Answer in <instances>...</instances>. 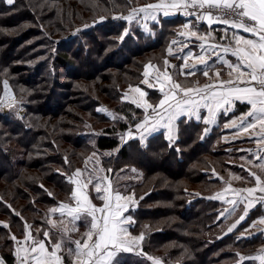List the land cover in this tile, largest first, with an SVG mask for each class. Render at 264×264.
Wrapping results in <instances>:
<instances>
[{
	"label": "rangeland",
	"instance_id": "1",
	"mask_svg": "<svg viewBox=\"0 0 264 264\" xmlns=\"http://www.w3.org/2000/svg\"><path fill=\"white\" fill-rule=\"evenodd\" d=\"M2 1L7 5H12L15 1L17 4L13 9L7 8L8 10L6 9L7 11L1 15V17H4L5 19L12 18L13 25L4 26L5 24H0V98L2 95L5 99L12 96L11 100H13V102L6 111H3L2 113L0 112V115L12 112L20 118L23 117L27 122H29L27 119L32 117V120L30 121L36 126L35 130H39L40 132V135L38 136H34L31 133H26L25 135V140L28 141L31 139L33 144L28 145L24 150L26 152H31L32 154L42 152L40 150V148H42L41 145L48 138H45V135L43 134L44 131L46 135L49 136L47 139L48 141L49 139L50 141L55 139L54 132L56 131L60 133V137L63 136L61 133L65 136L66 133H69L72 130L77 131V134H80L79 132L86 134L87 137H89L90 145L85 146V150H77V154L82 153L84 157L86 156L82 162L84 169L85 165H87V170L83 171L80 177L82 183L89 173H91L93 177L107 176L111 182V190L113 193L117 191L114 190L113 179L111 178L114 168L111 167V171L109 172V168H105L103 163L104 159L112 154V151H89V149L94 146L93 144H95L93 136L103 134L105 128L112 126L118 131L117 137H119L122 142L121 145H125L130 140L141 141L140 132L142 130H138L136 125L138 122H142L146 116L150 118V123H155L156 121H161V123H163V120H166L168 116V113L163 109L158 110L163 117V120H161V116L156 115L151 108L146 110L144 107L138 105H143L145 101L148 104L156 105L163 98L164 93L170 91V83L164 79L165 69L167 70V74L172 77L173 81H179L185 86H193V82H198L200 87H203L205 84L215 83L211 71L209 72L208 77L203 76L202 73L196 72L195 75L185 78V76L181 74L182 72H186V68H183L185 60L180 61L172 58L173 52L178 50H180L179 52H183V49L187 45V38L191 37L190 35H181V33L196 30V28H194L195 25H192V27L188 29L184 28V25L187 22L185 20H183V22L179 21L175 24L173 23L170 27L171 31L165 36L164 43L159 44V46L152 51L141 52L137 56H134L131 51L132 48L130 47L129 41L130 36L128 35L134 32V28L141 26L148 33L151 30L153 21L156 24V20H158L159 17H191L186 14V12L189 13L191 8L187 10L172 9L168 16L158 13L155 20L150 16H145V13L141 12L134 15L131 20H127L121 17H128L131 14L132 9H139L146 4L156 3L157 0H13L12 4H8L7 0ZM16 8L20 10L19 12L16 11L17 13L15 12ZM147 11L151 12L152 10L149 9ZM196 17L198 16H195V18ZM112 18L122 22V25L124 24L123 22H125L126 26L119 30L120 27L116 24L106 23L104 26L105 28L101 30L97 31L96 29L88 34L83 33L85 28L89 26L94 28L98 23L110 21ZM196 20L200 21L198 18H196ZM201 33H211L208 42L218 41L219 43L227 44V41L219 39L223 33L209 30L198 32V34ZM67 34H74L77 37L72 43L63 42L62 40L68 36ZM173 41H176V43L173 44ZM169 48L172 49L171 54H169ZM54 50H57V53H59L60 50H67V52L69 51L70 54H73L72 58L77 62V79H75V81L67 77L64 73V66L56 65L55 62L56 70L60 68L62 75L56 78L59 80V84H56L55 81L57 86L55 89H52L55 79L50 78L47 71H49V65L52 61V58L49 57V53L54 52ZM86 50H88V54H86ZM110 54L112 60H108ZM98 58L101 60L98 61L99 63H97L96 67H91L90 63L98 60ZM165 60L168 61L167 65H165ZM113 61L123 63L119 68L108 65L109 62L112 63ZM41 62H43V65H41ZM191 62V60H187L189 67H191ZM28 64L41 65L40 69L41 71L43 70V72L40 77L43 81L38 82L37 78L28 75L29 71L25 68ZM149 65H151V67H149ZM146 72L147 76H145ZM88 73L90 76H87ZM28 79H32L29 80L31 83H28ZM145 80H147V83H144ZM4 81H7V90L4 88ZM65 84H67V88ZM161 88H163V92L161 91ZM136 89L146 93V95L141 97L140 91H136ZM5 91H7L8 95H5ZM52 92L57 94H65L67 92L72 95L70 100H72L77 94L74 99L82 100V102L78 101L77 104L70 106L65 105V109L68 111L67 113H64L65 110L63 104H65V99L60 98V96L53 94ZM81 95H85L86 97L83 96L84 98H81ZM93 98L97 99V104L100 105L98 111L103 114L102 116H96L93 112L90 113V111L86 112L84 110L85 108L83 106H91ZM181 98L182 95L177 94L176 100H180ZM196 99H199V97H196ZM44 101H48L51 107L52 105L54 106V112L48 110L49 108ZM124 102L133 104L136 110L139 109L138 111H132V117L135 121L134 123H129L126 120V117L120 111H117V107ZM170 103L174 104L175 101H170ZM27 107L29 109H27ZM165 107H167V105H165ZM198 111L199 115L208 113L207 109L204 107L199 108ZM228 113L229 112H227V114ZM58 115H61L60 118H55V116ZM186 115L189 116L192 114L180 115L173 121L171 138H169V133L165 127H159L157 131L152 132L142 142H145L152 134L162 130L164 131L165 138L168 142H171V144L178 142L179 139H182L183 137H189V133H186L184 130L180 131L182 126L178 122L181 117ZM222 116L226 117L225 115ZM207 118L208 114L201 116L200 119L196 118V120H201L206 124L204 121ZM227 119L228 117H226V120ZM224 121L225 118L223 117L222 119H219L217 110L215 123H207L203 129V134L205 136H216L214 139L210 137L205 143L207 146H204V148H208L209 153H205V150H203L204 148L202 150H200V148H197L198 150L194 149L195 152H191L186 157L187 165L182 169L186 172L184 180H174V182H177L180 187L184 186L190 190V196L187 195L185 199H194L201 195H214L213 199L217 201L219 207L212 206L214 209L209 208L210 210L207 209L206 212L209 210L207 213L212 212L217 216L213 215V217L208 218L209 216L204 214V222L208 221V223H211L215 220L218 222L219 219L222 220V222L214 227L213 230L203 233V238L208 239L209 244L211 245L228 234L232 235L231 238H226L225 241L219 243L220 248H218V245L215 246L213 256L219 257L220 259V262L218 261L216 264H238L243 261L251 264H264V261L260 259V257L264 256V241L257 246H254L251 251L250 248H247L238 252L237 256L231 255L236 250L235 240L238 239L237 236H239L240 244L246 240L250 241L254 237L263 238L264 223H261V220L259 219L264 216V203L258 202V205L254 207L251 213L247 211V216L249 214L251 217L244 226H242V224L245 223L248 217H245L243 220L240 219V215L245 213L243 205L241 204L238 209L232 211L233 206L227 203L228 200L234 199V196L236 195L231 189L245 192L243 191L244 189L254 187L255 185L254 178L250 175V172L240 171L237 169V166L234 165L235 162H240L241 160L235 161L234 159L235 151L233 149L234 144L232 137H227L226 140L223 137L225 134L223 131ZM123 122H128L129 125L127 129L121 131L119 127ZM0 131H2L5 136H11L16 145L17 143L21 144L19 142V136H22L23 133L17 134L12 132L10 134L7 126L1 123ZM129 131L132 132L131 136L128 135ZM226 133L229 135L228 132ZM198 135H200V132H198L195 137L197 138ZM0 143L7 148L9 147V145H5L6 143L1 138ZM61 146L62 150L64 148L67 150L73 149L65 142H62ZM188 148L189 147H187L186 150H188ZM211 149L227 150L229 154L225 157L223 156L219 158L210 153ZM20 150L22 149H19V146L17 145V149L14 151V154L16 153L15 160L20 159ZM77 162L81 161L77 159ZM225 162L229 163L231 166L226 165ZM244 162L250 166L247 160ZM129 164L132 165L131 163ZM156 168L158 173L153 174L152 177H150L148 186L141 197L138 199L134 194L131 201H126L128 210L126 209L125 216H131L134 221V223L127 226L130 227L131 232L135 235L142 233L144 239L145 236H148L151 232L154 233L163 230V228H170L173 222L177 220L176 218L160 219L159 222L155 223L156 225L151 228V221H137V219L130 213L131 210L136 209V206L140 203L142 197H147L153 191L154 186L152 185L155 180L158 178H165L160 163L157 164ZM121 170L122 168L119 169L120 172ZM192 171H195V173L193 174ZM200 171H206L209 173L206 177H200L198 174ZM254 172L264 177V170ZM24 176L28 183L39 177L35 176L33 172L25 173ZM141 176L142 173H139L135 167H130L129 174L123 173V176L118 175L117 178H114V182L121 185L124 182L123 180H127L129 177L133 178V181H141ZM214 178H216L215 184L209 181ZM107 182L108 181L105 183ZM93 183H95V179H93ZM12 185L14 186V183ZM12 185L7 184L4 178L1 177L0 194H18L14 188L15 186L13 187ZM72 187L74 189L75 186L72 185ZM226 189L229 190L226 191ZM121 191L125 192L126 190L123 189ZM122 192L119 193L122 194ZM140 192H142V190ZM218 193L222 194L221 198H216ZM83 194L97 195L91 184H89L86 189H83ZM245 194L247 193L245 192ZM259 194H263L261 196H264V193ZM255 196L260 197L258 192L255 193ZM46 207L47 209L50 208L49 206ZM53 208L54 207H51V209ZM214 210H217L218 213H214ZM128 211L129 215L127 214ZM38 216L40 219L45 218V214L43 216H41V214ZM30 218L33 220L32 216ZM169 219L170 221H167ZM255 221L257 222V225H254V228H248L252 223H255ZM137 222H140V225L133 229ZM183 225L181 224V227H183ZM233 225H235V227H233ZM39 227H43V224ZM184 227H186L187 231H191L200 227V224L195 221L187 226L184 225ZM229 228H232V230L229 231ZM179 230L182 232L184 231L182 229ZM251 231L259 234L260 232L263 233L260 235L258 234V236L250 235ZM0 244H3V240H0ZM162 244H157L155 247H152V250L154 251L150 252L151 255H148L154 258L155 261L159 260L161 264H182L185 259V255L183 254H185V252H194L190 247L184 244ZM221 244H225V246H221ZM246 244H249V242ZM13 247L14 242L7 247V251L13 254ZM174 247L182 251L181 254L177 257L168 256L167 252ZM224 254L228 255L224 256ZM221 256L224 257L221 258ZM136 261L138 262L139 260Z\"/></svg>",
	"mask_w": 264,
	"mask_h": 264
},
{
	"label": "trees",
	"instance_id": "2",
	"mask_svg": "<svg viewBox=\"0 0 264 264\" xmlns=\"http://www.w3.org/2000/svg\"><path fill=\"white\" fill-rule=\"evenodd\" d=\"M16 4L17 3L15 1L14 4L7 5L2 0H0V24H5L4 26L13 25L12 18L5 19L4 17H1V15H3L8 9H13ZM16 9L15 12L20 11L19 9ZM184 18L185 17L181 16H178L176 18L162 16L159 19V23L151 25V30L148 33L141 26L134 28V32H129L130 34L128 35L130 36L129 41L133 55L137 56L141 52L152 51L153 49L157 48L159 44L164 43L165 36L167 35V33H169V31H171V25L179 21L183 22V20H185ZM106 23L116 24L118 27H120L119 30H121L122 27L126 26L125 22H123L124 24L122 25V22L112 18L110 21H103L102 23H98L94 28L90 26V28H85V30H83V33L88 34L92 30H101L105 28L104 26L106 25ZM67 35L68 36L62 40L63 42L72 43V41H74L77 37L74 34ZM56 51L57 50H54V52L49 53V57L52 58V61L49 65V71H47V74H49L50 78L55 79L52 89H55L57 86L56 84H59V80L56 78L62 75L60 72V68L56 70L55 66L57 64L60 66H64V73L67 77L73 80L77 79V62L76 60H73V54H70L69 51L67 52V50H60L59 53H57ZM86 52V54H88V50H86ZM109 59L112 60L111 54L108 57V60ZM100 60L101 59L98 58V60L90 63V66L96 67L97 63H99L98 61ZM55 62L56 65L54 64ZM115 62H109L108 65L119 68L123 63ZM41 65H43V62H41ZM41 65L28 64L25 66L26 70L29 71L28 75L30 77L33 76L37 78L38 82L43 81L40 77L43 72V70L41 71L40 69ZM87 76H90L89 73L87 74ZM29 80L32 79H28V83H31V81ZM65 86L67 88V84H65ZM52 93L60 96V98L65 99V104H63L65 110L64 113H67L68 111L65 109V105L70 106L77 104L78 101L82 102V100L74 99L77 94L73 97L72 101L70 100V97H72V95L68 94L67 92L65 94H57L55 92ZM83 96L85 95H81V98H84ZM93 100L91 102V106H83L85 108L84 110L86 112L90 111V113L93 112V114L96 116H102L103 114L98 111V107H100V105L97 104V99L93 98ZM48 101H44L46 103V106L49 108L48 110H50V112H54V106L52 105L51 107ZM28 107L27 109H29ZM133 110L136 109L134 105L129 102H124L117 107V111H120L126 117V120L129 123L135 122L132 117ZM61 115L55 116V118L59 119ZM27 120H29V122H27L23 117L20 118L12 112H9L5 115H0V123L7 126L10 134L12 132L17 134L23 133L22 136H19V142L21 144L17 143L19 149H22L20 150L21 157L20 159L15 160L16 153L14 154V151L15 149H17V145L15 144L11 136H5L4 133L0 131V138L6 143L5 145H9V147L7 148L2 143H0V178H4L6 183L9 185H12L14 183L15 187L13 185L12 186L18 193L16 195H14V193H11L9 195L7 193L0 194V240H3V244H0V255L1 260H3L6 264H14V255L7 251V247L13 244L11 234L16 237L21 234L25 222L32 226H41L42 224L47 225L46 220L38 218V215H46L50 212L51 207L57 206L60 201L69 200L72 193L73 184H71L66 179L65 174L71 176L75 169L85 170L82 162L86 156L84 157L82 153L77 154V150H85V146L90 145L88 139L89 137H87V135L82 132H79L80 134H77V131L72 130L69 133H66L65 136L63 133H61L63 136L61 135L62 137H60V133L56 131L54 132L55 139H53L55 141H50V139L48 141L47 139L49 138V136L46 135L44 131L43 134L45 135V138H48L41 145L42 148H40V150L42 152L39 153L35 151L36 153L34 154H32L31 152H26L24 150L25 147L27 148L28 145L33 144L31 139H27L28 141L25 140L26 133H31L34 136L40 135L39 130H35L36 126L33 125L32 121H30L32 120V117ZM128 122H123L119 129L121 131L127 129L129 125ZM178 122L182 126V129L180 131L184 130L190 135L189 137L186 136L185 138L183 137L182 139H179V141L174 144H171V142L167 141L163 132H159L149 136L145 142H142L140 140H130L125 145H121L122 142L120 141L119 137H117L118 131L111 126L105 128L103 134L99 136H93V140L95 139V144H93L94 146H92L89 151H112V154L106 157L103 163L105 168H114L111 175V178L113 179L114 190L122 192L121 190L124 189L126 191L122 192V194L127 195L129 193H134L138 199L145 192L144 190H146V187L148 186L150 177H152L153 174L158 173V171L156 170V166L158 163H160L163 171L160 172L164 174L165 178L156 179L154 184L152 185L154 186L153 191L147 197H142L140 203L137 204L136 209L131 210L130 213L132 216H134V218L137 219V221H151V228L154 227L156 225L155 223H158L160 219L176 218L177 220H173L174 222L172 226H170V228H163V230H159L154 233L151 232V234L145 236L143 243V252L145 254L151 255L150 252L154 251L152 250V247H155L157 244H184L190 247V249H192L194 252H185V254H183L185 255V259L183 260L182 264H216L218 263V261L220 262V259L219 257L213 256L215 252V246L218 245V248H220L219 243L225 241L226 238H231L232 235L228 234L211 245L209 244L208 239L203 238V233L213 230L214 227L218 226V224L222 222V220L220 219L218 220V222H216V220L211 223H208V221L204 222V214L209 216L208 218L213 217V215L217 216L212 212L207 213L210 210L209 208L214 209L213 207H219L217 201L213 199L214 195H201L197 196L194 199H185V197L191 193L190 190H188L184 186L180 187L177 182H174V180L182 181L185 178L186 172L182 169L187 165L186 157L191 152H195L194 149L198 150L197 148H200V150H202L204 146H207L205 143L208 141V139L210 137L214 139V137L216 136H205L203 134L205 124L202 121L195 120L194 118L183 116ZM198 132H200V135H198V137L196 138L195 136L198 134ZM13 142L15 145L13 144ZM62 142L69 144L74 150H67L65 148L62 150ZM187 147H189L188 150H186ZM203 150H205V153H209L208 148H204ZM210 151L213 156H218L219 158L223 156L225 157L227 154H229L227 150L211 149ZM65 158H67V161L69 163H65ZM77 159H79V161L81 162H77ZM129 163H131L132 165H130ZM225 164L231 166L227 162H225ZM130 167H135L139 173H142L141 181H133V178L129 177L127 180H123L124 182L121 184L122 186L114 182V178H117L118 175L123 176V173L129 174ZM121 168L122 170L120 172L119 169ZM29 172H33L35 176L39 177L31 180V182L28 183L25 180L24 174ZM192 173L194 174L195 171H192ZM208 173L209 172L206 171H200L198 174L200 177H206ZM209 181L215 184L216 178L210 179ZM141 190L142 192H140ZM92 196L95 199L96 195L92 194ZM45 205L49 206L50 208L47 209ZM207 209L209 210L206 212ZM217 210H214V213H218ZM17 213L19 215H17ZM31 216L33 220L30 218ZM250 217L251 216L248 217V219L245 221V223L242 224V226H244V224H246L247 221L250 220ZM170 219L167 221H170ZM195 221L200 224V227L195 228L191 231H187L184 225L187 226L188 224ZM5 222L9 224V228L6 227ZM140 222H137V224L135 223L133 229H135L136 226L140 225ZM181 224H184L183 227H181ZM179 229H182L184 231L182 232ZM262 235L263 238L254 237L250 241L246 240L241 242V244L239 242V236H237L238 239L235 240L236 250L231 255L237 256L238 252H241L242 250L247 248H250L251 251L254 246H257L259 243L264 241V234ZM247 242H249V244H246ZM221 246H225V244H221ZM181 252L182 251L174 247L172 250H169L167 252V255L170 257H177L181 254ZM227 255L228 254H224V256ZM224 256H221V258ZM133 262L137 263L136 261ZM238 264L251 263L243 261Z\"/></svg>",
	"mask_w": 264,
	"mask_h": 264
},
{
	"label": "snow or ice",
	"instance_id": "3",
	"mask_svg": "<svg viewBox=\"0 0 264 264\" xmlns=\"http://www.w3.org/2000/svg\"><path fill=\"white\" fill-rule=\"evenodd\" d=\"M7 3L12 4L13 0H7ZM189 8L194 9L198 19L206 20L208 25L219 23L226 26L223 29V35L219 39L227 41V44L218 41L209 43L208 38L211 37V33L198 34L196 30L181 33V35H190L203 42L201 44L202 53L197 54L195 59L205 68L202 75L208 77L209 71H211L215 83L200 87L198 82H193V86H185L179 81H173L165 69L164 79L170 83V91L164 93L163 98L156 105L148 104L145 101L143 105L138 106H142L146 110L151 108L158 116H161L158 110L163 109L168 113V116L166 120H163L161 116L163 123L161 121L150 123L148 116L142 122H138L136 128L142 130L140 132L141 141H144L152 132L157 131L159 127H165L169 133V138H171L173 121L178 116L185 114H193L196 115L197 119H200L198 110L201 107L206 108L208 111V118L204 122L206 124L215 123L217 110L223 109L226 113L236 101L247 103L249 109L237 117L239 125L236 124V120H233L231 126L239 127V130L245 133H248L249 129H256L259 126L261 132L264 133V0H157L156 3H149L139 9H132L128 17L121 18L131 20L134 15L142 12L145 13V16H150L155 20L158 13L168 16L172 9L187 10ZM149 9L152 11L148 12ZM186 14L192 13L186 12ZM191 27L189 24L184 25L186 29ZM229 27L242 30L244 33H251L257 38L248 39L238 32L229 35ZM172 43L175 44L176 41ZM168 51L169 54L172 53L171 48ZM228 52L236 57L237 62L222 61L227 65V75L229 77V79L223 80L221 79V72L215 68V60H212L211 65H209V60L213 56L220 59L221 53ZM192 57V52L186 54L183 68L189 70L181 73L185 78L195 75V72L191 69L195 68L196 64L189 67L187 63V59ZM167 64L168 61L165 60V65ZM234 72L236 73L235 78H233ZM145 76H147V72ZM3 83L4 88L7 90V81ZM144 83H147V80ZM136 91L140 90L136 89ZM161 91L163 92V88H161ZM177 94L182 95L180 100H176ZM5 95H8L7 91H5ZM145 95L146 93L140 91L141 97ZM196 97H199V99H196ZM170 101H175V103H170ZM226 105L228 107H225ZM128 135L131 136L132 132L129 131ZM257 142L264 144V134L258 136ZM260 159L264 160V157H260ZM65 163H69L67 158H65ZM257 167L264 170V163L258 164ZM85 170H87V165H85ZM85 170L75 169L71 176L65 174L66 179L75 186L71 194L74 206L61 203L58 209L53 208L50 210L53 213L59 211L61 223H63L65 216L70 217L72 222L85 220L88 224V230L83 234L82 240H72L67 235L70 231L67 227L61 229V232L66 236V240L62 237L54 243L51 242V237L45 232L44 236L49 240L52 247V251L48 252L44 240L34 239L30 231L27 232L23 242L12 236L13 241L17 244H27V247L21 246L16 250L17 255L21 251L25 253L20 257V264H64V257L57 253L65 250V242L73 245L66 249L69 264H119L116 259L118 252L131 251L133 243L138 244L144 239L142 233L139 236L132 237L128 228L124 227V225L132 224L134 221L131 216L125 217L122 215L128 205L127 203L122 204L121 201H131L134 193L127 195H122L118 191L113 193L111 182L107 176L93 177L89 173L82 183L80 177ZM108 171L110 172L111 169ZM250 175L254 178L255 186L244 189L243 191L247 193V196L242 197L243 200L248 202V206L253 203V200L249 198H255L256 192L264 193V177L255 172H250ZM93 179H95V183H93ZM106 181L108 182L105 183ZM89 184L97 193V198L105 201L103 206L97 207L91 203L88 195L83 194V189H86ZM231 190L236 195H240L241 190ZM221 196L222 194L218 193L216 198H221ZM257 199L264 201V196ZM227 203L231 204L233 206L232 211H235L237 200H228ZM246 213L247 208H245V215ZM17 215L19 214L17 213ZM240 219L243 220L244 215H241ZM49 222L53 227L56 226L55 221ZM260 222L264 223V220ZM25 227L27 229L30 226L25 222ZM77 230L75 226L71 229V231ZM231 230L232 228H229V231ZM29 241L31 243H28ZM260 259L264 261V256ZM154 264H161V262L157 260Z\"/></svg>",
	"mask_w": 264,
	"mask_h": 264
},
{
	"label": "crops",
	"instance_id": "4",
	"mask_svg": "<svg viewBox=\"0 0 264 264\" xmlns=\"http://www.w3.org/2000/svg\"><path fill=\"white\" fill-rule=\"evenodd\" d=\"M174 17H170V18H174ZM196 18H198V17H196ZM196 18H195V16H191V17L185 16L184 19H185V21H187L186 24H189L191 26L195 25L194 28H196L197 32L203 31V30H209V31H217L218 33H223V29L226 27L225 25L219 24V23L214 24V25H208L206 20L199 19L200 21H198V20H196ZM159 19H160V17L158 18V20H156V24L159 23ZM153 24H155L154 21H153ZM233 32H238L240 35H243L244 37H246L248 39H256L257 38L255 36H253V34H251V33H244L242 30H236V29H232L229 27L228 28V34L231 35ZM186 42H187L186 43L187 45L183 49V52H179L180 50L173 52L172 58L180 60V61H182V60L184 61L186 58V54L189 52H192L193 57L191 59H187V60H191L192 61L191 65L196 64V67L191 69V70L194 71L195 73L196 72L202 73L205 70V68L199 64V62L195 59V56L197 54L202 53L201 44L203 42L196 39L195 37L187 38ZM209 43H212V42H209ZM205 58L207 59L208 57L206 56ZM212 60H215V68L219 69V71L221 72V79H223V80L229 79V77L227 75V72H228L227 65L224 64L222 61L228 60L232 63H236L237 62L236 57L232 56L231 52H228V53H221L220 59H217L216 57L213 56L212 59L209 60V65L212 64ZM188 70L189 69H186V72ZM235 76H236V73L234 72L233 78H235ZM245 79H247V77H245ZM225 107H228V106L226 105ZM248 109H249V106L247 103H242L240 101H236V102H234V104L232 105L230 110L228 111L229 112L228 114H227V112L225 113L223 111V109H219L218 110V117H219V119H222V117L225 118V121L223 123V131L225 132V134L223 137L225 140L227 137H232L233 144H234L233 149L235 151V157H234L235 161L241 160L240 162L234 163V165L237 166V169L240 171H248V172L261 171V169L259 167H257V165L260 163H264V160L260 159V157H264V144L258 143L257 138L259 135L264 134V133L261 132V129L259 128V126H257L256 129H249L248 133L240 131L239 127L231 126V122L233 120H236V124L239 125V120L237 119V117H239L242 113H245L246 111H248ZM207 114L208 113L200 114L199 116L201 117V116H204ZM222 115H225L226 117H228V119L226 120V117H224ZM186 117L194 118L196 120V115H193V114L189 115V116L186 115ZM197 121H201V120H197ZM160 132L164 133L163 130ZM226 132H228L229 135H227ZM157 133H159V132H157ZM154 134H156V133H154ZM242 160H244V161L247 160V162L250 164V166H248ZM73 190L74 189L72 188V192H73ZM259 193L260 192H258V195H260V196L263 195V194H259ZM244 196H247V194H245V192H242V191L240 192L239 196L238 195L234 196V199H236L237 202H239L236 205V209H238V207H240V205L242 204L243 209L245 210V207H246V208H248L247 211L251 213V211H253L254 207L256 205H258V202L264 203V201H260L259 199H257L258 197L255 196V198H251V197L249 198L250 200H253V203L251 204V206H248V202L242 199V197H244ZM88 197H89L91 203L96 205L97 207H101L105 204L104 200L98 199L97 197H95V199H94L91 194L88 195ZM61 203H67L71 206H74V201L72 200L71 195H70L69 200L60 201L59 204L57 206H55L54 208L58 209L59 205ZM121 203L122 204L126 203V201H121ZM125 212H126V210L123 212V214H122L123 216H125ZM127 214L129 215V211L127 212ZM242 215H244V218L245 217L247 218L250 216L249 214H248V216H247V214L245 215V213H243ZM44 217H45L44 219L46 220L47 225H43V227H39V226L32 227L30 224L27 223V225L30 227L26 229L25 223H24L23 230L21 231L22 233L19 234L17 237L15 236L17 238V240L23 242L25 240V236H26L27 232L30 231L32 233V236L34 239L44 240L48 252H51L52 247L50 246L49 240L44 236L45 232L48 233V236L51 237V242L54 243L56 240L61 239L62 237H64V239L66 240V236L61 232V229L64 227H67L70 230L67 233V235L70 236L72 240H78V239L82 240L83 234L85 232H87V230H88V224L83 219H81L79 221L72 222L70 217L65 216L63 218V223H61V217H60L59 211H57L55 213L49 212ZM240 217H241V215H240ZM259 220H264V216L261 217ZM49 221H55L56 226L53 227ZM5 224H6V227L9 228V224L7 222H5ZM254 225H257L256 221H255V223H252L248 228H251V227L254 228L255 227ZM74 226L78 229L77 231H71V229ZM124 227L128 228V231L131 233L132 237H136V236L140 235V233H138L137 235L133 234L131 232L129 226L124 225ZM260 233H263V232H260ZM258 234L259 233H255L254 231H251L250 235H258ZM11 235L14 236L13 234H11ZM94 239H95V237H94ZM143 241H144V239L142 241H140L138 244L133 243L131 245V247H132L131 251H120V252H118L116 259L119 261V264H154L155 259L148 256L147 254H145L143 252V247H142ZM13 242H14V247H13L14 264H20V257L23 256L25 253L23 251H21L19 253V255H17L16 250L18 247H21V246L27 247V244L21 245V244H17L15 241H13ZM28 243H31V242L29 241ZM72 246L73 245L65 242V244H64L65 250L57 253L58 255H61L64 257V264H69L66 249L68 247H72ZM136 260H139V261L137 262ZM133 261H136L137 263H135ZM0 264H6V263L3 260H1V258H0Z\"/></svg>",
	"mask_w": 264,
	"mask_h": 264
},
{
	"label": "built area",
	"instance_id": "5",
	"mask_svg": "<svg viewBox=\"0 0 264 264\" xmlns=\"http://www.w3.org/2000/svg\"><path fill=\"white\" fill-rule=\"evenodd\" d=\"M189 13L192 14H188L189 16H197L196 12L194 10H190ZM12 96H10L8 99H5L4 96L2 95V97L0 98V112L2 113L3 111H6V109L9 108V106H11L13 100H11Z\"/></svg>",
	"mask_w": 264,
	"mask_h": 264
}]
</instances>
